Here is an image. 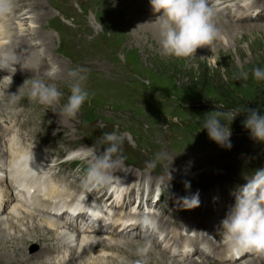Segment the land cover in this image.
I'll return each mask as SVG.
<instances>
[{
	"label": "rangeland",
	"instance_id": "1",
	"mask_svg": "<svg viewBox=\"0 0 264 264\" xmlns=\"http://www.w3.org/2000/svg\"><path fill=\"white\" fill-rule=\"evenodd\" d=\"M23 1L26 4L29 2L27 4L29 8L33 6L37 12V7L34 6L35 0H16L15 9L19 10ZM122 1L124 3L125 0ZM255 1L259 5L264 4L262 0ZM41 2H44L43 7L48 12L44 15L46 17L42 22H35L33 26L40 25L43 27L40 28L41 32L52 35V39H46V42L49 43L50 49H53L51 53L53 52L56 60L63 62L64 68L62 75L57 77L58 80L49 79L45 75L54 68H59L58 63L55 64L57 67L48 65L41 70L37 67L30 75L44 78L46 83H55L63 96L60 104L51 107L37 102L30 103L25 97L17 105L9 108L6 106L8 93H16L25 80L7 90L0 87L2 104V106L0 104V127L3 125L7 128V131L0 130V138L4 143L1 147L5 149L10 143L9 139L17 146L22 145V147L25 146L24 148L32 149L37 146L34 149L39 147L45 150L52 144H56L59 150L77 151L73 155L81 161L83 158L79 152L85 146H95L96 152L105 150L106 145H103L100 140L104 132L127 133L122 145V154L126 160L120 169L125 175L128 173L127 179H130L129 183L134 185V192L139 193L144 186L148 191L162 187L164 193L163 201L156 204L154 209L158 214L156 228L164 234L182 230L186 235L188 233L200 235L201 232H205L210 238L221 241L215 228H205L199 232L194 219L198 222L205 219L204 223H207L209 219L220 223L228 211H225L227 207L230 210L235 204L236 189L245 185L256 170L264 169V142L253 139L250 130L243 126V121L248 115L247 109L258 110L259 114L264 115V81H257L252 76L253 68H264V20L230 23L231 20L222 7L220 9L225 14H219H222L220 16L226 20L227 27L223 28V32L220 30L221 45L214 44L212 47L198 48L190 57L177 58L162 55L158 44L156 46L152 43L142 45L140 42L143 41L142 36L139 35L137 38V30L125 29L115 6L118 2L122 7L127 3L123 4L120 0H42L37 3ZM147 2L148 5L145 7L144 4V7L149 11L144 13V16L154 13L150 0L145 1ZM232 2L235 5L241 0L229 1L230 4H228L233 13L236 6L231 7ZM250 2H245L243 6L250 8L253 4ZM209 5L212 7V3ZM129 11L127 16L131 15L133 20L136 19V11L132 8ZM28 16L35 17L36 13ZM13 18L11 15L7 16L5 22L11 24L17 19V17ZM28 24L23 26L28 28ZM15 26L16 24L13 23L12 27L7 28L15 32ZM129 32L133 38L127 35ZM77 66L89 69L85 87L90 97L82 105L76 118L64 119L61 122L59 113L56 111L66 103L70 95L67 71ZM59 69L61 70V67ZM244 71L248 72V79H238L239 74ZM22 73H18L20 77ZM5 77V80H12L11 74ZM27 106L29 109L33 107L32 110L36 109L29 120L31 127L19 125L18 119L16 122L11 120L5 123V118L14 117L15 114L12 113L16 111L24 114L31 113L32 110L27 112ZM237 108L244 111L237 115L231 124L229 122L232 146L223 147L210 139L207 129H203V118L206 113L216 109L229 111ZM52 149L58 152L54 146ZM66 152L61 157L55 156L56 161H64ZM161 152L166 156L156 160L154 167H147L146 162L155 160L156 155ZM54 173L57 172L54 170L52 174ZM73 178L75 180L74 176ZM76 179L81 182L80 177ZM197 193H199V200L202 199L200 203L206 195L208 196L212 207L210 212L202 209L201 214L196 208L189 209L180 204V198L191 197ZM222 200L226 201L223 210L220 208ZM120 207H112V209L116 214H121L124 209L123 207L119 209ZM8 211L9 207L5 212L8 213ZM34 211L51 217L50 214L44 213L45 211L35 209ZM160 216L164 221H168V224L174 223L175 227L162 229ZM179 220L181 222L177 225L176 221ZM187 222L194 223L191 232L183 229ZM25 225L21 227L26 228ZM42 226L45 227V225ZM54 227L48 229L53 231ZM62 228L67 229V227ZM8 231L14 233L15 230L9 225ZM101 234L110 236L109 233ZM138 236H141L140 233ZM142 236L145 237V235ZM152 236L149 240L145 237L146 241H140V243L143 241L148 243V248L153 246L154 251L153 256L146 253L143 259L147 260V257L148 262L150 260L149 264H159L161 249L155 246V241H163L162 235L158 238L154 233ZM49 237L53 236L49 235ZM33 239L35 238H28L29 244L26 246L27 249L24 248L30 255L36 254L41 246L48 245L53 248L61 241L51 238L41 244L31 241ZM161 244L170 246L171 242H161ZM209 249L205 247L204 251L208 252ZM137 251L136 247L132 254L140 258ZM262 255L256 257L250 254L233 263L219 257L208 256V254H197L191 259L198 261L206 259L212 264H242L253 257L264 260V253ZM175 257L173 256L172 259ZM122 258L125 259V257L119 259L122 261ZM28 260H31L33 264H40L43 259L34 258L33 260L29 257ZM0 261V264H6L5 259L0 258ZM15 261H20V264H29V261H23L19 257L15 258ZM49 261L54 262V259ZM78 261L75 264H79ZM184 261L181 262L188 264V261ZM129 262L132 264L131 261Z\"/></svg>",
	"mask_w": 264,
	"mask_h": 264
},
{
	"label": "bare ground",
	"instance_id": "2",
	"mask_svg": "<svg viewBox=\"0 0 264 264\" xmlns=\"http://www.w3.org/2000/svg\"><path fill=\"white\" fill-rule=\"evenodd\" d=\"M38 1H42V0H35L34 6L37 7L36 8L37 12L33 8V6H30L29 8V6L27 5L29 2L26 4L25 1H23L21 8L19 10H16L17 12L14 10L15 13L17 14V19L15 18L17 21L14 20L11 22V24H7L5 22V19L3 18L0 19V50H7V51L17 53L20 58L19 62L25 65V69L21 68L19 64L17 65L12 64L7 70L0 69V87L5 90H7L8 88L18 83L21 84L22 81L26 80L25 78L32 77L30 74L31 72L35 71L37 67H39L40 70L44 69L45 66H48V65L57 67V65L55 64L58 63L59 66L61 67V70L57 73L58 75H56L54 79L58 80L57 77H60V75H62L63 73V68H64L63 62L56 60L57 58L53 56L54 55L52 54L53 52L51 53V50L53 49H50V46L48 45L49 43L46 42V39H49V40L52 39V35L50 33L41 32L40 28H43V27L40 25L36 27L33 26L35 22H42L43 18L46 17L44 15H46L48 12V10H46V8L43 7L44 2L37 3ZM120 1L123 3L122 0ZM145 1L146 0H125L124 3H127V4H125L124 7H122L121 4L118 2L115 8L118 9V12H119L118 14L119 16H121L120 19H122V22H123L122 24L125 27V29H128L130 31V28L131 29L133 28L137 30V34H138L137 38L139 37V35L142 36L143 41H140L142 45L144 44L145 46L147 43H152L154 44V46H156V44L159 45L160 37H159L158 25L155 24L154 22L156 21L157 16L160 14L154 12L150 14L151 16L150 15L144 16L146 12L149 11L148 8H145L148 5V2L145 3ZM228 1L230 0H224L223 3H226ZM245 1L250 2V0H245ZM211 3H212L211 0H208V4H211ZM221 3L222 2H219L218 5L220 6ZM250 3H253L250 6V8L243 6L245 4L241 5L240 3H235L234 6L236 7L233 13L231 11V8L229 7L230 3L225 4L224 5L225 8L223 9L226 10V14L231 20L230 23H232V21L252 22L256 20H264V4L263 6L259 5L255 0L253 2L251 1ZM262 3H264V0H262ZM144 4H145V7H144ZM131 8L134 9L137 13V17L136 19H134L135 21L133 20V18H131V15L127 16V13ZM212 8L215 11L214 22L216 26L218 27V29L222 30L223 32L224 30L223 28L227 27V24H226L227 22H225L226 20H224L223 17H221L220 15L225 14V13L223 12V10L218 11V9L214 8L213 6ZM35 13H36L35 17L30 18L28 16L29 14H35ZM219 13H222V14H219ZM26 20L27 22H24ZM13 23L16 24V26L14 27L15 32H11V30L7 28V27H12ZM24 24H28L29 25L28 28L24 27L23 26ZM127 35L133 38V35L130 32L129 34L127 33ZM219 39H217L210 47H212L214 44L221 45L222 41ZM207 47L208 46H204L201 48H207ZM40 56H41V59H40ZM39 59L41 61H39ZM18 73H22L21 77L19 76ZM8 74L12 75L11 81L4 79V77ZM4 97L6 96L4 95ZM0 104H1V98H0ZM35 111L36 109L32 110V112L31 113L29 112L28 114L16 113L14 115L15 117L14 119L15 120L18 119L20 121L19 125L23 127H27V128L28 126L31 127L32 124H30L29 120L30 118L33 117L32 114ZM1 145H4V143L1 141V138H0V258L5 259L6 264H20L19 263L20 261H15V258L17 257H19L21 260L26 261V262L29 261L28 260L29 257L30 259L33 258V260L34 258L43 259L44 261L41 260L40 264H75V262H77L78 260H81V261H78L79 264H129L130 263L129 261L133 262L135 259H138L136 258L135 255L132 254V251H134L136 247L139 249L146 245V242L144 243V241L143 243H140V241L145 240V237L142 236V234L138 231L139 225L134 223L132 226L126 227L125 231H123L122 229H119V225L121 223L123 225H127V221L132 218L130 217V212L128 211L127 207L128 205H131L129 204L131 202L129 197H131V195L134 194V191H135L133 184H132L130 191H128L131 186V183L125 181L124 179H121L118 182V184L120 185L122 184V182L123 184H128V188L126 189V194L124 195V197H122V194H118V200H117L118 202H116L115 204L112 202L111 205L114 204L113 205L114 207L121 206L127 209V211L121 214L117 219H114L113 221L114 223H110L107 226L106 233H109L110 236L102 235L101 233H104V231L101 228L94 229V231L79 232V227L75 228L73 225H66V224L61 226L62 221L60 219L54 218L53 216L47 217L43 214L40 215L38 214L39 212L34 211V209L40 210L39 208L42 207V209L45 211L44 213L50 214V211L47 210L46 208H49L50 203H52L53 201L57 199L65 200V201H72L76 198V196L73 195L67 188L61 189L57 187L56 182L49 177L47 168H45L43 166V163L41 162L44 158V155L40 153V149L33 148L30 151H26L23 149L21 150V149L11 148L9 150L8 157L5 158V152H4V149L1 147ZM48 169L51 170L50 168ZM115 173H120L119 175L121 176L125 175L122 169H118ZM5 176L13 179V181L9 180L10 183L17 182V184L21 186L24 184H27L31 187H34L35 191L32 193L31 198L28 199L29 194L22 193L21 199L16 201V199L14 198L11 192L13 186L12 184L7 183V179L6 180L4 179ZM53 177L56 180H60V181L62 180L61 175H58V176L53 175ZM69 186L70 188H72V184H70ZM114 186H115L114 191L118 193L119 190L116 188L117 185L115 184ZM73 187L76 188L79 192L84 191L83 189L80 190L79 185L78 186L73 185ZM95 192H97V190H94L93 192H91L90 195H92ZM103 197L104 195H100V198H103ZM111 197L112 195H109L108 198L111 199ZM205 197L206 198L199 204V206L195 207L197 209V212H200L202 209H204L206 212H210L212 210V207L209 204L211 202L208 200V196L206 195ZM226 197H228V195H226ZM119 199L121 200L119 201ZM201 200L202 199H200V201ZM225 204H226V201L222 200L221 205H220V208H222V210L224 209ZM125 205L127 206L124 207ZM79 206H76V207H79ZM106 206L107 205H102V209L98 206H95L94 210L95 211L98 210L100 212L105 211V214H108L110 216V212L112 211V209ZM7 207H9L8 213L5 212ZM227 210L229 211L228 207L225 211ZM226 214L222 217V219L220 220V223H216L214 220L212 221L210 219L207 221V223H204L205 219L204 221H200V222L194 219V223L197 226L199 232H201V230H204L205 228H215L216 231H218L222 220L226 217ZM159 220L161 222L162 229H168V228L170 229V227L172 226L175 227L174 223L168 224V221H164L162 219V216L159 217ZM182 220H184V218ZM24 222L26 223V225ZM176 222H177L176 224L179 225L181 221L179 220ZM194 223L192 222L191 224L187 222L186 228L193 227ZM7 225L8 226L10 225L11 227L14 228L15 230L14 233L11 231H8ZM23 225H25L26 228H22L21 226ZM42 225H45V227ZM53 226L56 227L55 231H54L55 227L52 229L53 231L48 229L49 227L51 228ZM71 226H73L74 230L71 229ZM62 227H67V229L66 228L64 229ZM87 228L89 229L90 227L87 225ZM108 228L109 229L111 228V231H108ZM68 229H70L71 231ZM137 232L140 233L141 236H138ZM145 232L148 233L147 236L149 238L153 237L152 235H154L155 233L154 231L150 229H146ZM49 235L53 237H49ZM202 235H203L202 237L199 234L195 236L189 235L188 237L186 235L185 237V235H183V233L179 231L168 232L165 236L166 238L164 239V242H167V241L171 242L170 246L168 245L163 246L159 240H156L155 246L161 249L160 250L161 256H160L159 264H183V262L181 261L183 260L188 261L189 259L190 260L188 261V264H212V262L207 261L206 259L202 261L191 259L197 254H200V255L208 254V256L211 255L214 258L219 257L220 259L227 260L233 263L236 261H240L241 259H244L250 256L251 254L249 252H242L244 253L243 256H241L240 258H235L230 254V251L227 249V247L222 242V240L219 241L218 239H211L207 235L206 236L204 234ZM123 237L124 238L127 237V238L123 239ZM28 238H35L31 241H36L40 243L47 242L51 238L52 239L56 238L58 239V241L61 240L60 242L62 243L60 242L59 244L57 243L58 245H55V247L53 248H51L48 245L47 246L45 245L44 247L41 246L40 250L36 254L30 255L29 253L26 252V250H24V248L27 249L26 246L29 244L27 241ZM133 238H138L140 240L136 241ZM66 239H69V240L67 241ZM181 240H184V241L180 242ZM201 241H204L206 244H208V248H210L208 252L206 250L204 251L203 249L197 248V245ZM189 246H194L196 248L195 253L190 252ZM152 247L153 246H150L147 251V254L150 256H153V253H154V251L152 250ZM76 253L78 255H75ZM106 254L107 255L110 254V255L106 256ZM168 254L170 256H168ZM173 256H176V257L172 259ZM120 257H125L126 260L122 258L124 261L123 260L121 261L119 259ZM49 259H54V262L49 261ZM146 259H147L145 260L146 263L149 264L150 260L148 262L147 257ZM28 263L33 264L31 260ZM242 264H264V260H259V258L253 257L251 259H248L245 263H242Z\"/></svg>",
	"mask_w": 264,
	"mask_h": 264
},
{
	"label": "clouds",
	"instance_id": "3",
	"mask_svg": "<svg viewBox=\"0 0 264 264\" xmlns=\"http://www.w3.org/2000/svg\"><path fill=\"white\" fill-rule=\"evenodd\" d=\"M150 4L154 12L160 14L154 23L159 28L160 51L164 56L187 58L195 54L198 48L210 47L221 38L220 30L214 22L215 11L209 6L208 0H150ZM16 7V0H0V19L10 16ZM19 59L17 53L0 50V69L7 70L12 64H19L25 69V65L20 63ZM59 71V68H54L45 75L49 79H54ZM88 72L89 69L82 66L67 71L70 95L66 103L56 111L61 122L64 119L76 118L82 105L89 99L90 93L85 87ZM248 76V72L244 71L239 74L238 79L247 80ZM252 76L257 81H264V68H253ZM62 96L63 93L55 83H46L44 78L34 75L26 79L16 93L8 94L6 106L11 108L26 97L30 103L37 102L51 107L60 104ZM242 111L244 110L239 108L229 111L216 109L205 114L202 127L207 129L210 139L223 147L230 148L232 145L229 122L231 124ZM246 112L248 115L243 121V126L250 130L253 139L264 142V115L259 114L255 109H247ZM126 136L127 133L104 132L100 137L101 143L106 145L104 151L96 152L95 146H85L80 150L79 154L86 163L81 180L85 188L105 187L113 183L114 173L126 160L122 154V145ZM165 156L163 152L158 153L155 160L146 162V166L154 167L156 160ZM186 186L190 187L189 184ZM234 195L235 204L218 229L222 242L234 254L264 253V169L256 170L245 185L236 189ZM179 202L185 208L198 207L199 193L191 197H182ZM139 223L147 229L156 228V222L149 216L147 210ZM147 251V244L139 248L137 255L140 258L132 264H146L143 257Z\"/></svg>",
	"mask_w": 264,
	"mask_h": 264
}]
</instances>
